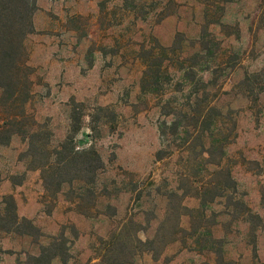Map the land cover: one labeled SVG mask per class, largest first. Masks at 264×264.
<instances>
[{"label":"rangeland","instance_id":"1","mask_svg":"<svg viewBox=\"0 0 264 264\" xmlns=\"http://www.w3.org/2000/svg\"><path fill=\"white\" fill-rule=\"evenodd\" d=\"M37 1L28 124L102 167L46 188L0 145V264H264V0ZM202 77L216 110L178 129Z\"/></svg>","mask_w":264,"mask_h":264},{"label":"trees","instance_id":"2","mask_svg":"<svg viewBox=\"0 0 264 264\" xmlns=\"http://www.w3.org/2000/svg\"><path fill=\"white\" fill-rule=\"evenodd\" d=\"M37 2V0H0V145L8 144L14 135L27 140L30 156H35L38 152L40 155H44L45 159H49L37 168L43 173L45 187L49 188L55 183H58L61 187L68 180H61L60 175L76 173L78 176L73 179H81L79 176L81 174L96 176L97 171L102 167V160L95 150L69 151L67 153L60 150L56 153L59 160L52 163L50 153L46 151L44 146L37 145L41 135L34 128L36 122L33 120L32 125L28 124L30 120L26 105L32 93L31 75L33 68L29 65V53L26 50L25 43L28 36L35 31L34 16L38 11ZM202 51L201 49L196 55L199 56ZM201 69L199 70L201 73L211 70L210 68ZM181 71L183 77L193 85L196 75L198 76L195 67L188 66L182 68ZM212 74L214 73L212 72ZM196 82L202 85V89L193 92L195 99L193 103L187 104L189 106L193 105L196 109L192 110V114H190L186 110L187 107H181L178 111V129L181 126L187 129L197 128L201 123L206 122L210 111L216 110V107L212 105L213 100L208 99V93H211L213 83L206 82L203 77ZM217 94L214 93L213 98ZM219 115L222 116L223 114ZM216 119L212 124L215 123ZM212 124H209V127ZM189 133L186 131L187 135ZM202 133L205 134L203 131L198 134L201 135ZM200 135L199 139L201 140ZM188 141V139L184 140L186 144L189 143ZM159 154H161V151ZM205 154L213 155L209 149L202 153V155ZM210 156L202 157L208 160ZM159 158L161 159V157ZM209 164L218 167L215 174L222 172L221 161L218 163L209 161ZM205 185L207 186V184H204L203 187H206ZM196 189L199 190L198 186ZM16 218L18 219V217H15V223H17ZM22 221L28 222L26 219ZM25 235L32 236L29 233Z\"/></svg>","mask_w":264,"mask_h":264}]
</instances>
